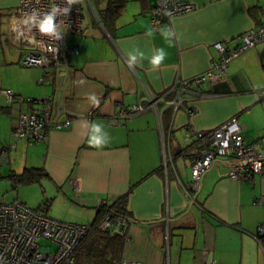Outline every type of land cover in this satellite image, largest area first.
I'll list each match as a JSON object with an SVG mask.
<instances>
[{"label":"crops","instance_id":"obj_1","mask_svg":"<svg viewBox=\"0 0 264 264\" xmlns=\"http://www.w3.org/2000/svg\"><path fill=\"white\" fill-rule=\"evenodd\" d=\"M19 1L0 0V80L7 77L9 87L24 99L54 95L66 113L58 121L62 123L68 114L72 121L68 128L51 130L46 142H14L11 134L18 116L31 108L8 105L0 93L4 102L0 104L1 138L9 141L0 148L15 144L13 149H21L26 158L23 165L18 159L17 168L22 170L10 173L42 169L47 177L35 184L45 180L69 195L76 207L66 206V211L90 224L96 207L129 193L128 238L120 252L122 262L264 264V239L261 243L258 237L264 206L256 202L264 196V178L230 180L226 177L229 162L218 160L193 193L190 152L186 149L175 155L188 147L181 146L178 138L185 135L186 124L204 132L238 116L245 143L254 144L264 157V43L232 60L223 81L203 87L212 97L184 96L191 116L178 111L173 120L164 119L166 161L150 111L126 122L111 120L117 103L130 107L139 97L145 98L147 89L171 99L169 91L176 78L188 79L208 70L215 55L213 45L233 47L264 15V0H186L195 10L166 20L156 31L150 21L155 0H126L115 25L109 28L97 16L106 0H84L83 28L66 40V46L76 48L77 53L68 56V69L45 71L21 66L26 46L10 35V17ZM169 29L174 36L166 40L161 32ZM156 48L167 53L159 69H153L147 58L142 66H128L129 52L139 49L150 58ZM42 76L49 79L46 85L39 83ZM92 96L99 100L98 105ZM86 122L103 126L109 135L105 147L89 144ZM73 179L79 182L76 192L69 184ZM51 201L31 209L41 207L49 215ZM87 264L93 262L87 260Z\"/></svg>","mask_w":264,"mask_h":264},{"label":"built area","instance_id":"obj_2","mask_svg":"<svg viewBox=\"0 0 264 264\" xmlns=\"http://www.w3.org/2000/svg\"><path fill=\"white\" fill-rule=\"evenodd\" d=\"M155 3L150 17L152 30L155 31L166 20L195 10V6L186 0H155ZM56 5L61 8L71 7L67 16H58L62 24L61 39L42 35L34 28L29 31L23 24L26 14L31 13L33 9L44 13ZM10 23L11 37L26 46L20 61L22 67L38 68L43 71L59 67L68 69V56L76 54L77 49L66 46L67 37L80 33L83 28V14L75 4L69 5L67 0H20L10 17ZM260 43H264V17L254 28L241 35L233 47H226L221 43L213 45L215 55L211 58L210 68L188 79L176 78L169 91L171 99H167L165 95L156 96L147 89L145 98L139 97L130 107L117 103L111 120L126 122L150 111L156 120L166 161L164 125L166 110L171 109V120L178 111L191 116V108L184 104V96L193 94L199 99L212 97L203 90V87L223 81L226 78L227 65ZM48 82L46 76L39 79L40 84L46 85ZM0 93L8 105L19 103L31 108L30 111L22 112L18 116L11 134L16 140H25L28 143L46 142L51 130L68 128L71 124L72 115L69 114L62 123L58 121L59 117L66 113L62 103L55 101L54 95L49 94L42 99H24L11 89H2ZM143 101L146 104H143ZM184 130V141L191 156L190 192L199 190L202 176L218 160L229 162L230 169L226 177L230 180L264 178V160L248 161L260 156L254 144L245 143L238 116L208 131H196L189 124L184 126ZM14 147L15 144L1 148L0 155ZM69 184L75 192L79 190L77 180H69ZM256 202L264 206V196L259 197ZM99 228L110 237H119L124 241L128 238V221L125 218L114 220L108 218L99 225ZM90 231V224L55 220L45 212L31 209L17 200L10 203L0 200V264H75V252ZM259 236L261 242L264 239V224L258 229ZM122 263L141 264L138 261Z\"/></svg>","mask_w":264,"mask_h":264},{"label":"trees","instance_id":"obj_3","mask_svg":"<svg viewBox=\"0 0 264 264\" xmlns=\"http://www.w3.org/2000/svg\"><path fill=\"white\" fill-rule=\"evenodd\" d=\"M83 2L84 0H76L74 4L81 9ZM126 2V0H106L105 8L97 11L100 23L105 28L113 27ZM262 17L264 15H261V18L259 17L258 23ZM261 95L264 96V91L261 92ZM170 116L171 109H167L165 112V120L170 118ZM186 149L187 147L177 150L175 155H181ZM43 176L47 177L40 168H26L20 175L11 174L8 178L15 185L14 188H17L19 185L38 183ZM128 194L118 198L111 204L103 203L95 208V217L90 224L91 231L83 239L75 252V264H87V260L92 261L93 264H123L120 259V252L125 241L119 237H110L100 230L99 225L108 218L112 220L125 218L128 221ZM39 210L45 212L41 207H39Z\"/></svg>","mask_w":264,"mask_h":264},{"label":"rangeland","instance_id":"obj_4","mask_svg":"<svg viewBox=\"0 0 264 264\" xmlns=\"http://www.w3.org/2000/svg\"><path fill=\"white\" fill-rule=\"evenodd\" d=\"M25 68V67H23ZM26 69V68H25ZM21 75H19L20 77ZM13 78L16 79V74L13 75ZM0 82L2 83L1 89H11L9 87V79L7 77H3ZM12 90V89H11ZM13 91V90H12ZM4 99V98H3ZM3 99L0 97V104L4 105ZM26 99V98H25ZM2 132H0V146L3 144H8L9 141H5L4 137H2ZM184 134L178 135V138H180V144L181 146H185L184 141ZM14 142L24 141L25 140H16L14 137H11ZM1 149V148H0ZM19 155V156H18ZM0 158V200L6 203H10L14 200H17L19 202H22L26 204L30 208H36L38 205L43 204L45 201H51V208L49 212V217L64 221V222H75L80 224H90L86 223L87 221L84 219L77 220L76 214L72 215L69 214L66 209V206H74V200L69 195L64 194L62 191H58L57 188L49 183L48 181H43L41 185L35 184V185H29V186H19L17 188H14L15 185L13 182L8 178V175H10V170H22L23 167H18V163L20 159V164H24L25 153L23 154V151L19 148L12 149V152L10 153H4L1 155ZM16 162V164H14ZM68 203V204H65ZM76 207V206H74ZM75 209V208H74ZM76 211V210H75ZM68 213V214H67ZM63 215V216H62Z\"/></svg>","mask_w":264,"mask_h":264},{"label":"clouds","instance_id":"obj_5","mask_svg":"<svg viewBox=\"0 0 264 264\" xmlns=\"http://www.w3.org/2000/svg\"><path fill=\"white\" fill-rule=\"evenodd\" d=\"M69 5L76 3V0H67ZM71 10V7L61 8L59 5L51 7L47 12L40 13L37 9H33L31 13L26 14L23 24L27 27L29 31L33 28L36 29L40 34L48 36L50 38H55L57 40L62 37V24L58 20V16H67ZM161 35L166 39L170 40L174 33L169 29L161 32ZM149 60V64L153 69H159L167 58V53L163 48H156L153 50V54L150 58L145 57L143 51L136 49L127 54V64L130 68H135L136 66H142L144 59ZM96 105L99 104V100L94 96L90 97ZM86 125L90 128L89 134V144L97 149L103 148L107 145L109 141V135L104 131L101 124L94 122H86Z\"/></svg>","mask_w":264,"mask_h":264},{"label":"water","instance_id":"obj_6","mask_svg":"<svg viewBox=\"0 0 264 264\" xmlns=\"http://www.w3.org/2000/svg\"><path fill=\"white\" fill-rule=\"evenodd\" d=\"M255 160L261 161V160H264V157H257V158L250 159L248 161L250 162V161H255Z\"/></svg>","mask_w":264,"mask_h":264}]
</instances>
